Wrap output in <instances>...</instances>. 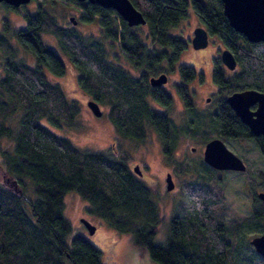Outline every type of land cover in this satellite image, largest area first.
Returning <instances> with one entry per match:
<instances>
[{
  "label": "trees",
  "instance_id": "16d2710c",
  "mask_svg": "<svg viewBox=\"0 0 264 264\" xmlns=\"http://www.w3.org/2000/svg\"><path fill=\"white\" fill-rule=\"evenodd\" d=\"M143 15L144 24L129 26L113 9L87 0H37L36 11L25 12V26L11 27L3 19L0 31V264H105L101 251L87 237L74 234L63 213L64 197L77 193L87 212L112 229L130 233L140 251L158 264H235L240 255L235 236L243 227L264 231V205L252 194L249 214L235 215L224 202L218 184L220 170L199 161L207 172L200 182L185 183L167 221L164 240H155L164 218L156 192L128 166L125 155L80 149L55 128L74 125L78 102L68 99L52 77L65 71L57 51L46 45L51 35L60 53L77 69V83L90 99L108 106L107 116L123 138L143 141L148 128L159 136L170 155L178 138L187 134L202 142L211 138H254L263 151L264 139L255 137L225 101L224 94L253 88L264 92V43L250 42L234 30L223 13L221 0H130ZM59 3L79 12V20H97L100 38L83 37L60 25L46 8ZM23 5V4H22ZM20 5V6H22ZM0 6L18 10L5 2ZM192 10L209 35L220 39L237 62L228 74L216 60L212 80L220 90L211 131L176 128L165 113L150 107L152 95L163 106L169 97L157 94L149 77L174 69L187 44L173 35L175 27ZM11 35V38L9 37ZM115 45L114 57L126 60L133 75L102 47ZM27 52L24 60L19 52ZM118 59V60H119ZM182 83L190 82L192 66H177ZM185 97V86H179ZM223 94V95H222ZM186 102L187 97H185ZM11 141V152L2 143ZM166 154V155H167ZM247 259L264 264L246 239Z\"/></svg>",
  "mask_w": 264,
  "mask_h": 264
},
{
  "label": "rangeland",
  "instance_id": "374dc122",
  "mask_svg": "<svg viewBox=\"0 0 264 264\" xmlns=\"http://www.w3.org/2000/svg\"><path fill=\"white\" fill-rule=\"evenodd\" d=\"M36 1L29 0V2L20 6L18 10L0 6V31L2 30L3 19H6L11 27L14 28L25 26L23 14L25 12H35ZM45 6L55 16L60 25L72 28L85 38L89 36L100 38V29L97 20L92 22L81 21L79 20L78 10L59 3H47ZM70 16L74 17L75 23L69 20ZM198 25H201V23L194 12L190 10L186 18L181 20L175 27L169 29L171 34L184 39L187 46L182 51L174 69L168 70L167 72L168 79L163 89L171 95L169 104L163 106L151 99H147V101L150 107L167 114L171 119L172 125L176 128L186 129L189 126L188 128H191L194 132L195 130L204 132L211 131L215 126V122L209 119V114L215 112V104L220 98L221 90L213 94L217 88L210 85L209 81L212 80L214 63L216 60H220V52L225 47L219 38L209 35L207 46L200 50L202 56L199 54L194 55V49L190 39L193 34V29ZM9 37L11 38V35ZM41 38L46 45L58 52L64 62L65 71L63 75L59 77L53 76L52 78L61 85L66 97L76 100L80 106V111L72 126L55 128L46 119H42L41 122L54 129L58 134L69 138L80 149L125 155L130 169H132L133 165L139 164V170L143 172L142 180L157 193L155 200L161 215L164 217V221L158 228L155 240L157 242L163 241L167 221L173 215L176 199H178L183 189V184L188 182L195 184L200 182L203 176H207L206 170L199 165V161H203L202 147L205 141L202 142L200 139L192 136V134L189 135L184 132V135L178 138L171 154L168 155L166 153V155L158 134L152 128H148L146 138L143 141L123 138L116 132L108 119V106L100 104L102 113L99 116L90 110L87 105L90 97L77 83L78 71L60 53L55 39L51 35L45 34H42ZM11 39L13 40V38ZM13 42L15 41L13 40ZM102 47L106 51L109 59H113L116 63L122 64V67L133 75H139L140 71L133 70L126 60L119 59L120 57L115 59L114 56L118 54L115 45L109 43L107 40H102ZM20 56L24 60L29 59L27 52L20 51ZM179 64H186L192 66L195 70L203 71V75L194 78L188 82L189 86L185 87L186 91H189L192 97L191 99L194 104L192 106L182 105L179 97L176 95L180 93L178 87L182 84L177 69ZM221 64L227 74L234 71L229 70L222 62ZM235 69H237V62ZM175 86L178 90L175 89ZM207 95L210 96V100L208 103H205V97ZM221 140L228 149L244 161L246 169L244 171L225 170L224 172L220 171L219 174L217 173L216 175L219 176L217 182L220 187V193L223 196L224 202L231 208L233 214L236 216L249 214L253 207L260 206L258 203H254L255 206L253 205L252 194H256L258 191H264V152L251 139L221 138ZM11 145L9 139H5L2 143V146L6 147L10 152L12 149ZM191 147L195 149L191 150ZM165 172H170L174 176L176 186L173 191L169 192L165 189ZM261 205L263 204L261 203ZM87 208L88 204L77 193L70 192L65 195L63 213L70 221L73 227V233L84 235L96 245L101 251L105 264H158L150 258L146 250L140 251L134 245L130 233L115 231L103 219L89 214ZM82 217L95 226L94 234L88 233L80 220ZM243 228L235 236L236 241L234 245H238L241 253L240 255L237 254L238 260L235 264H252L246 258L249 252L247 250L248 247L243 246V241L246 239L250 241L253 236L261 234L262 230L259 231L256 227L247 226Z\"/></svg>",
  "mask_w": 264,
  "mask_h": 264
},
{
  "label": "water",
  "instance_id": "95a60500",
  "mask_svg": "<svg viewBox=\"0 0 264 264\" xmlns=\"http://www.w3.org/2000/svg\"><path fill=\"white\" fill-rule=\"evenodd\" d=\"M84 1V0H80ZM91 3L99 4L102 7L115 10L129 26L144 24L145 20L142 13L134 7L130 0H87ZM223 13L228 19L230 26L237 32L243 34L250 42L264 43V0H221ZM14 7L29 2V0H0ZM72 23H75L73 16L69 17ZM208 32L202 26L198 25L193 29V35L190 39L193 49L204 48L208 43ZM221 62L229 69L233 70L236 66V59L228 48L220 52ZM167 80L165 73L149 77V83L152 86H161ZM226 102L239 117L241 122L246 124L253 135H261L264 138V92L253 88L237 90L226 96ZM254 110L250 106L255 105ZM90 110L97 116L101 115L102 110L98 102L93 99L87 101ZM203 161L214 169H231L235 171H244L246 168L243 160L233 153L220 138H212L205 143L203 149ZM133 171L141 175L138 165L133 167ZM166 189L174 188L171 174L166 175ZM258 198L264 204V191L257 193ZM89 234H93L95 226L87 219H80ZM264 224V219H263ZM255 251L264 257V231L250 239Z\"/></svg>",
  "mask_w": 264,
  "mask_h": 264
},
{
  "label": "flooded vegetation",
  "instance_id": "af4514ba",
  "mask_svg": "<svg viewBox=\"0 0 264 264\" xmlns=\"http://www.w3.org/2000/svg\"><path fill=\"white\" fill-rule=\"evenodd\" d=\"M193 35V34H192ZM207 46V45H206ZM205 46V47H206ZM204 47V48H205ZM201 49H203V48H201ZM201 49H194V55H196V54H199L200 56H202L201 55V53H200V50ZM236 67V66H235ZM194 69V68H193ZM235 69V68H234ZM233 69V70H234ZM194 71H195V76H194V78H197L199 75H203V71L202 70H195L194 69ZM163 73H165L166 74V76H167V72H163ZM160 74V73H159ZM193 78V79H194ZM167 79H168V76H167ZM192 79V80H193ZM166 82H167V80H166ZM165 82V83H166ZM165 83H163L161 86H152V85H150L154 90L156 89L157 90V94H165L166 96H168L169 97V99H170V97H171V95H170V93H168V92H166L164 89H163V86H164V84ZM209 83H210V85H212V86H214L215 88H217V90L215 91V92H213V94H216L220 89H219V86L216 84V83H214L212 80L211 81H209ZM177 86H179L178 84H177ZM180 86H185V87H188L189 86V84L188 83H182V84H180ZM179 88V87H178ZM175 89L176 90H178L177 88H176V86H175ZM206 91H208V90H206ZM180 92V91H179ZM212 94V95H213ZM178 97H179V100H180V102L182 103V105H190V106H192V105H194L193 104V102H192V97H191V95L189 94V91H186V94H185V97H187V101L188 102H186V100H185V97L181 94V93H178V94H176ZM228 95V94H227ZM227 95H225V101H226V96ZM148 99H151V100H153V101H155L156 103H158L159 105L161 104L159 101H157V99H155L152 95H149L148 97H147ZM210 100V96L209 95H207L206 97H205V103H208V101ZM99 104V103H98ZM228 104V103H227ZM229 105V104H228ZM99 106H100V104H99ZM230 107V106H229ZM191 108V107H190ZM215 108H217V105H215ZM231 108V107H230ZM256 108V104L255 105H252V106H250V109H252V110H254ZM101 109V108H100ZM232 109V108H231ZM233 111V110H232ZM234 112V111H233ZM235 114V113H234ZM236 115V114H235ZM237 116V115H236ZM238 117V116H237ZM239 118V117H238ZM241 121V120H240ZM250 130V129H249ZM252 133V132H251ZM255 136V135H254ZM255 137H262L261 135H259V136H255ZM214 138V137H213ZM215 138H220L221 139V137H215ZM263 138V137H262ZM212 139V138H211ZM246 139H251V140H253L254 142H255V144L259 147V145H258V143H257V141H255V139L254 138H246ZM264 139V138H263ZM210 140V139H209ZM241 140H245V139H241ZM208 141V140H207ZM207 141H205L204 142V145H203V147H202V157H203V149H204V146H205V143L207 142ZM195 148L194 147H191V150H194ZM263 152H264V145H263ZM234 153V152H233ZM114 154H116V153H114ZM238 156V155H237ZM239 157V156H238ZM203 159V158H202ZM244 162V161H243ZM135 165H137V164H135ZM135 165H133V167L135 166ZM139 165V164H138ZM246 165V164H245ZM133 167H132V170H133ZM211 167V166H210ZM212 168V167H211ZM246 169V168H245ZM218 170V169H217ZM225 170H229V171H235V170H231V169H222V170H220V171H222V172H224ZM167 173L168 172H165V174H164V180H165V178H166V175H167ZM170 173V172H169ZM171 174V177H172V180H173V183H174V188L173 189H171V190H167L166 189V180H165V189L167 190V191H173L174 189H175V186H176V182H175V180H174V176H173V174L172 173H170ZM138 176H140V177H142L143 176V172H141V175H138ZM259 192V191H258ZM257 192V193H258ZM257 193H256V195H257ZM258 197V196H257ZM259 199V198H258ZM260 200V199H259ZM260 202L262 203V201L260 200ZM263 204V203H262ZM264 205V204H263ZM164 218V217H163ZM170 219V218H169ZM95 232V231H94ZM94 234V233H93Z\"/></svg>",
  "mask_w": 264,
  "mask_h": 264
}]
</instances>
